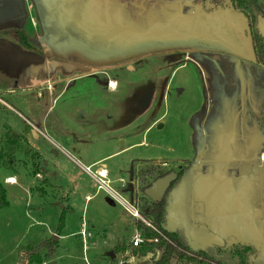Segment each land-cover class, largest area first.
Masks as SVG:
<instances>
[{
    "label": "rangeland",
    "instance_id": "rangeland-1",
    "mask_svg": "<svg viewBox=\"0 0 264 264\" xmlns=\"http://www.w3.org/2000/svg\"><path fill=\"white\" fill-rule=\"evenodd\" d=\"M93 4L100 7L96 8ZM103 4L104 2L96 3L93 0H56L53 3L54 7L50 8L52 10L45 9L39 12L37 9L39 29L42 31L46 26L48 31L55 34L53 37L58 44V48L53 49L57 55L51 57L48 63L49 73L53 78L58 77L62 80L60 82L56 80L51 97L46 89H40L38 91L40 97H37V89L34 88L23 89L18 93H0L1 98L9 104L8 109L0 107V148L2 132L5 130L2 125L5 123L9 124L12 131L17 134H22L28 122L35 123L39 129L37 134L24 135L25 152H18L12 163L6 158L0 159V178L15 174L19 179V182L13 185L11 182H6V178L5 182L11 185L3 184L9 205L0 208V264H14L18 259L22 260L21 252L28 246H34L44 239H53L50 231L58 225L59 216L63 211L61 206L65 202L68 207L67 205L64 207L65 231L63 232L79 230L83 220L88 227L93 225V228H87L88 232L92 233V237H88L89 250L84 253L80 235L72 237L69 241H75L76 244L63 245L56 255L59 258L48 264H87L88 262L98 264L94 255L96 252L104 253L105 249L94 250L91 247L93 240H102L105 237L107 243L111 245L117 241H127L134 232L131 224L134 218L119 203L114 202L112 205L109 202L111 197L103 189H97V183L84 168L93 160L105 157L102 164L109 170L110 179H108L112 189L121 186L119 179H122L125 185L131 181L134 186V198L138 204L141 201L138 199H149L138 190V173L144 170L152 171L153 175L159 171L167 174L177 172L181 164L183 165L185 161H194L198 154L192 146L190 125L197 115L209 110V105L206 107V103L210 100V88L204 78L205 63L199 62L200 67H198V62L188 54L196 51L198 57L202 54L213 55L214 52L232 51L233 49L226 43H220V39L223 40V32L214 33L217 35L213 37H202L196 33L195 31L200 32L206 28L205 23L210 20L206 18V14H203L204 11L200 6L195 5L196 15L193 24L190 25L194 33L189 32L185 43L175 44L181 54L174 67L183 64L185 58L184 66L173 75H170L171 68L158 69L164 66V61L162 56L155 55L159 52L165 53L166 50L174 47L170 46L169 36L162 45L142 38L141 47L136 45L138 39L131 38L132 47H138L133 48L131 59H139L141 66L135 67V70L125 68L122 71H115L109 76L99 74L92 78L75 79L64 89L66 76H75L83 72L78 69L71 70L68 66H64V62L77 65L76 62L86 58L83 53L88 47L90 48L89 44L95 43L106 48L107 44L110 48L115 45L110 39L86 41L87 30L89 36L95 37L90 33L92 27L99 33L103 32V29L115 28V22L110 19L113 16L111 8ZM171 6L175 7V5ZM147 9H150V6H147ZM48 11L49 13L46 14ZM52 11H63L61 22L55 21L50 24L49 17L53 14ZM126 12L127 10L122 11L120 17L129 20L130 27L134 29L135 21L131 13L126 14ZM158 13L160 14V10ZM96 14L100 18L99 22L96 25L87 24L90 17H96ZM159 14L152 11L150 14L152 21L155 24L165 21L167 23L164 22L163 25L167 26L170 22ZM76 29L81 30V33L76 35L74 33ZM258 29L261 32L262 27L258 26ZM100 36L99 34L98 37ZM79 37L81 39L83 37L86 46L78 45L74 41ZM165 44L170 48H166ZM82 47H86V51ZM122 59L118 56L114 62L120 63ZM3 62L4 66L7 65L4 60ZM57 63L63 65L59 67ZM21 66L12 70L21 74ZM18 78L20 80L21 77ZM108 78H115L121 87L125 83V87L123 86L121 90L119 86L117 91L113 93L109 91L107 94L105 91ZM94 79L102 80L104 84L94 86L91 83ZM129 81L134 86L128 88L126 83ZM259 81V95L264 97V75H260ZM15 83L16 74L14 76L9 70L1 68L0 85L13 86ZM154 89L156 101L152 108L144 113L150 90ZM105 95H109V100L98 102L97 107L110 110L109 116H100V122L107 124L112 130L96 135L92 129L96 109L90 102L91 98L100 99ZM16 98L20 99V106L17 105ZM118 98L121 104H116ZM195 112L198 114L195 115ZM192 115L194 118L191 120ZM159 117L161 119L146 131L152 119ZM127 122H131L130 128L124 127L127 126ZM33 129L36 132L35 128ZM129 145H131L129 148L124 149ZM117 150L120 152L113 154ZM163 161H167L168 165H160ZM98 166H101V163L90 165L91 173H94ZM130 168L134 170V179L131 178ZM37 170L40 173L38 177L35 176ZM77 182L91 194H95L92 200L85 201ZM123 194L129 197L127 192ZM169 195L170 193L167 196V204ZM61 201L64 203L60 204ZM39 206L44 210L40 211ZM122 253L125 258H121L123 264L153 263L150 259L151 255L133 256V248L131 249L130 246ZM131 257H134L132 262H124Z\"/></svg>",
    "mask_w": 264,
    "mask_h": 264
},
{
    "label": "crops",
    "instance_id": "crops-1",
    "mask_svg": "<svg viewBox=\"0 0 264 264\" xmlns=\"http://www.w3.org/2000/svg\"><path fill=\"white\" fill-rule=\"evenodd\" d=\"M55 1L0 0V69L5 68L14 76L16 74L15 85H0V93H18L22 92L23 89L34 88L37 89V97H40L38 92L40 89H46L51 97L56 80L58 82L62 80V78L56 76V79L53 78L49 73L48 63L50 58L57 55V53L53 52V49L58 48V44L53 37L55 34L48 31L46 26L41 31L36 17L37 9L39 12H43L45 9L49 10L54 7L53 3ZM93 1L96 3L104 2L107 7L111 8L113 16L110 19L115 22V28L112 30L103 29V32L99 33L94 31L92 27L90 33L95 37L89 36V30H87L86 41L94 42L98 39H110L115 45L113 44V47L110 48L107 44L106 48L97 46L95 43L89 44L90 48H87L89 52L85 50L86 47H82L86 51L83 53L86 58L76 62L78 63L77 65L64 62V66H68L71 70H83L79 75L66 76L64 78V81L66 80L64 89L68 83L71 85V82L75 81V79L92 78L99 74L109 76L113 75L115 71H122L125 68L135 70V67L141 66L139 59H131L132 50L137 47H132L131 38L138 39L136 45L141 47L142 38H147L149 41L162 45L169 36L171 38L169 40L170 46L174 47L170 48L165 44V47L170 49L166 50L165 53L159 52L155 55L162 56L164 61V66H160L158 69L171 68L170 75H173L174 72L184 66L185 58L183 64L174 67V64L178 63L179 54H181L178 53L176 45L185 43L189 32L194 33L190 25L193 24L196 15L195 10L197 8L195 5L200 6V9L204 11L203 14H206V18L210 20L205 23L207 24L206 28H203L200 32L195 31L196 33H199L202 37H213L217 35L214 33L223 32V40L220 39V43H226L228 47L233 49L232 51L226 53L224 51L214 52L213 55L202 54L198 57L196 51L188 54L190 58H194L198 62V67H200L199 62L205 63L206 74L204 78L210 88V100L206 103V107L209 105V110L197 115L190 125L192 127L191 136L193 137L192 146L195 147L198 154L194 161H185L183 165L179 166L180 169L178 171H183L182 178L168 197L165 229L183 231L187 240L194 247L216 245L210 242L213 236H218L222 239V245H216L219 247L225 246L233 239L251 242L257 247L254 264H264V162L255 160L258 155L264 153V97L259 95V78L260 75H264V67H261L256 59L249 34L248 17L231 6L229 1H225V5L220 7L208 2L201 3L202 0ZM171 5H175V7ZM94 6L96 8L100 7ZM147 6H150V9H147ZM124 10H127L126 14L128 12L131 13L135 21L134 29L130 27L129 20H124L125 17H120L121 12ZM158 10H160V14ZM152 11H155L163 19L168 20L170 23L167 26L169 27H164L163 23L165 21L157 23L158 25L155 24L150 15ZM52 12L53 14L49 17L50 24L55 21L57 23L61 22L63 11ZM48 13L49 11L46 12V14ZM99 19L96 14V17H90L87 24L96 25ZM261 25V33L264 34V20H262ZM17 30L25 32L33 46L32 49H24L19 45L15 35ZM74 33L76 35L77 33L80 34L81 30L76 29ZM99 34L101 35L100 37H98ZM126 39L129 41H126ZM74 41L78 45L86 46L83 37L82 39L79 37L78 40L75 39ZM118 56L123 58L122 62L115 63L114 61ZM3 60L7 65H3ZM57 64L59 67L63 65ZM19 65H22L20 67L21 74L16 73V70H12V68H18ZM18 77H21V81ZM91 83L94 86L101 85V83L104 84L102 80L98 79H94ZM119 86L115 78H108L105 92L107 94L109 91L113 93L119 89ZM123 86L125 87V83L122 87L120 86L121 90H123ZM126 86L129 88L134 85L130 84L129 81ZM155 89L150 90L144 113L150 110L156 101ZM108 100L109 95L102 96L100 99L91 98L90 104L93 107L95 106L94 108L96 109L92 123V129L96 135L112 130L107 124L100 122V116H109L110 110L97 107L98 102L102 103ZM15 101L17 105H21L19 98H16ZM116 104H121L119 98L118 101L116 100ZM2 106L6 109L9 108V104L0 96V107ZM194 114L198 113L195 112ZM161 117L155 120L152 119L146 131L154 126ZM193 118L194 115L191 116V120ZM130 123L127 122V126L124 125V127L130 128ZM26 124L31 127L26 135L38 133L39 129L35 123L28 122ZM7 125L10 126L9 124ZM33 128H35L36 132ZM130 146L124 147V149ZM118 152L120 150L113 154ZM104 161L105 157H100L93 160L88 166L100 165L101 163V166H98L96 171L106 169L109 178V170L102 164ZM186 163L188 164L186 165ZM160 165L167 166L168 162L163 161ZM35 176H40L38 170L35 171ZM5 178H11V184L13 185L19 182L15 174L3 177L4 184H10L5 182ZM77 184H79L85 201L92 200L95 194H91L89 190L84 189L81 183L77 182ZM109 202L114 205L112 199H109ZM62 203L64 202L61 201L60 204ZM38 204L40 205V203ZM66 205L65 202L61 206L62 212H64ZM38 208L40 211L44 210L40 206ZM137 221L139 220L134 218L131 223L134 227V232L125 241L126 248L129 246L131 249L133 248L131 239L138 232ZM82 227L85 229L84 240ZM87 228H93V225L88 227L84 220L81 222L79 230L68 233L63 232L65 231V224L60 230H58L57 225L56 228L50 231L52 240L56 243V249L49 257H45L44 254L46 253L42 251L44 257L40 264L56 261L59 258L56 255L60 248L63 245H75V241L69 240L79 235L81 236L83 251L87 253L89 250L88 237H92V233H89ZM44 240H41L38 244ZM117 243L111 245L107 243L105 237L102 240H93L91 247L94 250L105 249L104 253H95L94 259L97 260L96 263L123 264V260H121V258L125 259L123 251L114 252ZM111 251L114 253V257L108 255V252ZM132 255L137 257L146 256H139L134 253ZM158 256L159 252H156L151 255L150 259L154 262ZM20 258L22 260L18 259L14 264H27L29 261V257L24 251L21 252ZM133 258L124 260V262L130 263L134 260ZM87 264L91 263L88 262Z\"/></svg>",
    "mask_w": 264,
    "mask_h": 264
},
{
    "label": "trees",
    "instance_id": "trees-1",
    "mask_svg": "<svg viewBox=\"0 0 264 264\" xmlns=\"http://www.w3.org/2000/svg\"><path fill=\"white\" fill-rule=\"evenodd\" d=\"M198 1V0H195ZM225 1H229L231 6L243 12L249 19V34L256 55L257 62L264 65V35L258 29L259 18L264 19V1L262 0H202V2L212 3L215 6L225 5ZM17 42L24 49H32L33 46L23 30L15 31ZM3 124L5 129L2 135L0 159L6 158L9 163L13 162L18 152L23 150L25 142L24 135L29 133L31 127L25 125L22 134H17L12 131L10 126ZM1 136V133H0ZM177 177L172 181L164 194L163 198L158 201L150 199H138L137 206L141 215L150 223L147 226L141 221H137L136 227L140 231L145 242L141 247L133 249V253L139 256L148 254L154 255L159 252L157 260L152 264H254V258L257 253V247L248 241H239L233 239L225 246L219 247L216 245H207L204 247H194L186 238L183 231L166 230L167 223V196L171 190L176 187L181 178L183 171L180 170ZM167 173L159 171L153 175L152 171H141L137 175L138 190L144 194L145 189L150 187L152 183L166 175ZM131 178L134 179V170L130 168ZM6 179V178H5ZM4 179V180H5ZM3 179H0V208L9 205L6 192L3 187ZM128 185L119 186L118 191L127 192ZM143 198V197H139ZM135 199V198H134ZM65 213L62 212L59 216L58 230L64 225ZM56 249V243L52 239L44 240L34 247L25 248L28 263H41L42 258L51 256ZM126 249L125 242H118L114 252L123 251ZM42 251L46 254L42 255Z\"/></svg>",
    "mask_w": 264,
    "mask_h": 264
},
{
    "label": "built area",
    "instance_id": "built-area-1",
    "mask_svg": "<svg viewBox=\"0 0 264 264\" xmlns=\"http://www.w3.org/2000/svg\"><path fill=\"white\" fill-rule=\"evenodd\" d=\"M256 161L264 162V153H261L255 159ZM84 170L90 174V176L95 180L97 183V189H103L114 202L119 203L125 209V211L133 218L138 219L139 221L145 223L147 226H150V223L146 221V219L141 215L139 208L137 206L136 200L130 199V197H125L123 192L118 191L117 188L112 189L110 180L107 176L106 169H100L91 173L89 166L85 167ZM104 173V174H103ZM6 182H12L11 178H7ZM121 186H124L126 183L120 179ZM196 205V204H195ZM196 210V206H195ZM83 226H85L83 224ZM85 229L82 227V236L84 240ZM145 242V239L141 236V233H136L133 238L131 239V245L133 248L141 247V245Z\"/></svg>",
    "mask_w": 264,
    "mask_h": 264
},
{
    "label": "water",
    "instance_id": "water-1",
    "mask_svg": "<svg viewBox=\"0 0 264 264\" xmlns=\"http://www.w3.org/2000/svg\"><path fill=\"white\" fill-rule=\"evenodd\" d=\"M262 18H259L258 21V26L262 27ZM259 65L261 67H264V65H261L259 63ZM177 177V173L176 172H169L168 174L164 175L161 178L156 179L152 185L150 187H148L147 189H145L144 191V195L147 196L151 201H155L158 202L160 201L164 194L166 193L170 183L172 181H174ZM127 193L129 194L130 199L134 198V186L132 184L131 181H128V190ZM211 243L216 244V245H222V239L218 236H213L210 240ZM108 255L110 257H114V253L108 252Z\"/></svg>",
    "mask_w": 264,
    "mask_h": 264
},
{
    "label": "flooded vegetation",
    "instance_id": "flooded-vegetation-1",
    "mask_svg": "<svg viewBox=\"0 0 264 264\" xmlns=\"http://www.w3.org/2000/svg\"><path fill=\"white\" fill-rule=\"evenodd\" d=\"M178 53H181V51H178ZM182 53H183V51H182ZM184 54V53H183Z\"/></svg>",
    "mask_w": 264,
    "mask_h": 264
},
{
    "label": "bare ground",
    "instance_id": "bare-ground-1",
    "mask_svg": "<svg viewBox=\"0 0 264 264\" xmlns=\"http://www.w3.org/2000/svg\"><path fill=\"white\" fill-rule=\"evenodd\" d=\"M104 174V173H103Z\"/></svg>",
    "mask_w": 264,
    "mask_h": 264
}]
</instances>
